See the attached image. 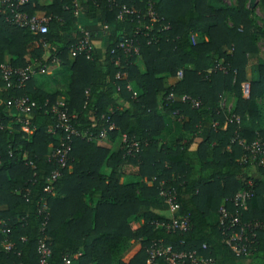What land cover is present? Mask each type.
<instances>
[{"label": "trees", "instance_id": "16d2710c", "mask_svg": "<svg viewBox=\"0 0 264 264\" xmlns=\"http://www.w3.org/2000/svg\"><path fill=\"white\" fill-rule=\"evenodd\" d=\"M149 1L38 5L29 0L23 11L47 19L46 32L37 35L0 19V65L18 69L33 61L44 67L59 61L69 72L64 92L43 91L34 75L19 87L13 77L9 85L0 79V264H38L42 202L47 264L65 259L70 264H145L146 250L157 239L212 264H264V230L254 231L247 255H235L217 219L219 208L236 209L232 199L238 191L251 190L240 219L264 224V168L253 165L242 150L254 139L264 142V105L258 102L264 96V63L256 66L247 97L241 93L247 56L264 42V0L257 3L260 16L246 8V0L229 5L153 0L161 19L153 23L143 16ZM122 6L138 12L118 19ZM76 10L99 28L108 26L104 33L97 30L104 38L102 56L93 49L88 59L69 56L82 37ZM124 40H131L137 54L117 47ZM137 57L144 72L134 64ZM117 73L122 77L116 79ZM169 78L175 81L168 84ZM59 96L73 116L72 126L92 138L71 137L50 194L43 190L56 168L49 155L64 137L50 110ZM20 97L33 103L25 117L7 103ZM226 99L232 101L230 108L224 106ZM231 117L239 122H227ZM24 118L28 132L21 130ZM101 132L103 139L97 138ZM118 135L136 142L137 151L125 155L122 141L115 150L97 143L112 144ZM160 183L174 189L178 214L186 215L190 225L186 233H165L154 225L167 219Z\"/></svg>", "mask_w": 264, "mask_h": 264}, {"label": "built area", "instance_id": "2783aa9c", "mask_svg": "<svg viewBox=\"0 0 264 264\" xmlns=\"http://www.w3.org/2000/svg\"><path fill=\"white\" fill-rule=\"evenodd\" d=\"M29 2V0H0V19L9 25L25 28L33 35L44 34L46 32L47 19L38 16H28L24 11L23 7ZM76 2V0H74ZM153 0H150L145 7L143 16L148 18V21L153 23L161 20L152 9ZM138 11L132 8H126L122 6L117 15L118 19H122L123 16L132 15ZM108 30L107 25H103L99 28V31L104 33ZM42 47L46 48V45L42 43ZM124 53L137 54L136 47L133 46L131 40H124L117 46ZM92 47L90 44V35L87 32L82 31L81 39L69 49V56L75 57L77 55H84L85 58L90 57ZM52 62H57L56 58L52 59ZM44 66L39 65L36 61L26 65L25 67L18 69H11L6 65H0V79L9 85L11 78L16 83V86H22L27 82L33 75L38 72L44 71ZM214 69L221 72H225V68L216 65ZM181 70L176 72L175 78L178 80L181 78ZM122 77V74L117 73L116 79ZM117 90V88H116ZM249 90V84L243 82L241 84L242 96L247 97ZM10 104L11 108L21 114L23 117L29 115L33 103L26 97H20L14 99ZM193 107L197 105L196 102L192 101ZM50 110L55 116V127L58 129L64 137L60 139L59 145L56 148H52L50 151V158L56 164V168L53 169L48 177L45 179L44 192H52V185L55 180L60 176L61 170L64 167L67 160V152L69 151V145L71 137L80 136L85 137L87 140H91L92 136L90 133H80L72 126L73 116L67 113L64 102L62 99L57 100L51 105ZM239 122L238 118L231 117L227 122ZM23 126L21 130L28 132L27 118L22 120ZM111 129V127H109ZM97 138H105V132H101L97 135ZM122 143L125 145V155H131L134 151H137L138 144L134 141L127 142L125 137L122 136ZM240 144L241 142L238 141ZM242 150L245 156L255 166L264 168V142L260 139H254L252 142L246 145H242ZM160 183L158 189V196L162 200V203L166 207L167 219L163 222H155V226L163 228L165 233H186L189 228V222L186 215L178 214L179 206L175 199V191L171 186L164 187ZM248 185L250 183L248 182ZM253 192L251 190L238 191L232 202L235 204L236 209L230 213L225 211L223 208H219L217 211L218 224L221 226L223 231L227 232L225 243L235 255H247L250 251L251 238L254 237V231L261 229L264 230V224L258 222H242L241 214L246 210L247 201L252 198ZM43 201V200H42ZM39 214L42 215V225L40 227L41 236L37 239L36 254L38 264H47L50 251L46 242L45 236L43 235V229L46 224L47 218V207L44 202L41 203ZM7 232V231H6ZM10 244H5V249H9ZM205 248V245H202ZM170 261L172 264H212V259L201 258L194 251H174L170 244L164 243L161 239L151 241L149 247L146 250L145 264H160V262ZM64 264H70L68 259L64 260Z\"/></svg>", "mask_w": 264, "mask_h": 264}, {"label": "crops", "instance_id": "0c3cea01", "mask_svg": "<svg viewBox=\"0 0 264 264\" xmlns=\"http://www.w3.org/2000/svg\"><path fill=\"white\" fill-rule=\"evenodd\" d=\"M50 1L51 0H36V3L38 5H47L50 3ZM231 1L233 2L234 0H221V2L224 3L225 5H229L231 3ZM257 3H258V0H255L254 6L250 7L249 1L246 0L245 6L248 9L255 8L256 16H260L259 11L257 10ZM75 17L77 18L75 26L80 31L87 32V33H89V35H90V33L91 34L93 33L92 34L93 36L90 37L91 47L93 50L98 52L99 56L100 55L102 56L104 38L102 36H100L99 33L97 32V30L99 28L98 27L99 25L97 24V22L85 19L84 17H82L81 13L78 10L75 11ZM257 47H258L257 53H252V54H249L247 56V64L245 67V78H246L245 82H247V83L255 76L256 66L264 63V42L259 41L257 43ZM46 57H47V53H45L43 55V59H46ZM134 64L137 66V68L140 72H144V67H143L142 62H141L139 57L135 58ZM33 78L36 82V85L38 87H40L43 91H46V92H64L66 90V87H67V84L69 81V72L67 70H65L64 68H62L60 66L59 61H58L57 63L46 64L44 71L36 73L33 76ZM174 81H175L174 78H169L167 80V83L171 84ZM58 98L62 99V96H59ZM244 98H246V97H244ZM258 102L261 103L262 105H264V96L260 100H258ZM223 103H224V106L226 108H230L232 101H231V99H226V100H224ZM179 119H181V118H178V120ZM224 127L225 126L222 125L223 129H224ZM165 134H166V137L168 139L171 135V131L166 129ZM121 140H122V136L118 135L116 140L112 144H110L109 142H107V143L106 142H97V143L99 145L102 144V146L104 144V146L109 147L111 150H115L118 146L119 141H121ZM251 175L255 176L253 170H252Z\"/></svg>", "mask_w": 264, "mask_h": 264}, {"label": "water", "instance_id": "95a60500", "mask_svg": "<svg viewBox=\"0 0 264 264\" xmlns=\"http://www.w3.org/2000/svg\"><path fill=\"white\" fill-rule=\"evenodd\" d=\"M249 1V5H250V7H253L254 6V2H255V0H248Z\"/></svg>", "mask_w": 264, "mask_h": 264}]
</instances>
